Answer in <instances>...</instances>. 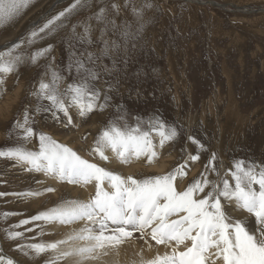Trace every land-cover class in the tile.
<instances>
[{"label":"rangeland","instance_id":"rangeland-1","mask_svg":"<svg viewBox=\"0 0 264 264\" xmlns=\"http://www.w3.org/2000/svg\"><path fill=\"white\" fill-rule=\"evenodd\" d=\"M56 1L33 0L20 17L0 28V46L15 40L18 43L35 26L42 25L74 2L64 0L55 4ZM186 1L128 0L125 7V0H105L106 4L100 6H97V0H92L90 6L75 11L68 18L66 28L25 49L32 52L52 45V51L37 65H22L16 73L4 77L3 84H0V150L20 143L16 135L11 134L13 125L22 118L26 107L31 109L35 104L31 92L44 73L46 64L52 63L67 84L76 76L75 69L71 73L67 70L74 59L73 51L76 56L82 52L99 55L104 47L100 38V29L104 25L88 18L106 6L107 18L115 19L118 27L114 29L111 24L108 25L103 39L109 41V52L97 61L100 78L95 83L102 88L111 84L110 107L83 120L73 110L74 127H64L40 116L36 118L35 127L38 130L68 146L85 160L124 177L130 173L134 178H140L135 175L141 169L150 177H155L183 164L189 154L197 151L198 145L189 140V137H194L206 151L200 152L199 161H188L186 177L176 182L178 190L199 176L212 153L222 163V172L231 168L234 159L264 163V0H200L225 4L224 9ZM112 3L122 6L123 12L120 9L117 14L111 7ZM227 4L250 12L243 15V12L232 10ZM133 7L142 9V19L133 15ZM125 21L130 26L127 39L121 36L123 28L119 27ZM82 22L92 26L91 44L81 43L72 32V26ZM33 23L36 25L28 28ZM82 32V27L76 28L77 34ZM112 41L117 47H111ZM87 66L93 67L91 64ZM119 105H123L130 124L135 123L133 117L148 120L159 116L179 131L174 142L160 149L155 163L142 158L139 164L113 165L111 160H101L92 153L101 125L115 118ZM26 147L38 150V139L33 138ZM163 161L165 164L162 166ZM125 170L128 172L125 173ZM30 172L23 164L0 158V193L7 194L0 195V254L16 264H46L54 253L25 255L17 250L18 246L41 241L55 242L61 240L65 232L55 234L43 221L15 229L12 226L71 199L68 190L63 187L66 184H59L61 193L57 199L53 196L55 190L45 191L54 188L45 186L38 173ZM25 192L41 194L33 197L15 195ZM79 197L78 200L82 201L81 195ZM6 213L15 215L6 216ZM231 214L252 225L255 223V218L243 211L233 210ZM79 224L82 222L73 227L77 226V230L84 225ZM6 229L23 232L24 238L8 239ZM33 237L36 239H31ZM150 239L146 236L144 240L156 246V242ZM65 263L68 264L66 260L61 262Z\"/></svg>","mask_w":264,"mask_h":264},{"label":"snow or ice","instance_id":"snow-or-ice-1","mask_svg":"<svg viewBox=\"0 0 264 264\" xmlns=\"http://www.w3.org/2000/svg\"><path fill=\"white\" fill-rule=\"evenodd\" d=\"M90 2L74 0L68 8L42 25L35 26L27 37L0 52V84H3L4 77L16 73L22 65H37L46 58L52 51V45L32 52L25 49L66 28L68 18L75 11L90 6ZM31 3L33 0H0V28L20 17ZM124 6H128V0H125ZM146 6L151 7L150 4ZM111 7L119 14V4L112 3ZM132 12L142 19V9L133 7ZM93 18L104 25L100 29L104 47L99 55L82 52L76 56L73 51L74 59L67 70L71 73L75 69L76 76L67 84L65 77L52 63L46 64L44 73L31 92L35 104L31 109L26 107L22 118L13 125L11 134L16 135L20 143L0 150V158L23 164L27 171L43 172L59 182L82 187L94 184L95 187L94 195L87 202L65 201L30 219L21 220L12 226L13 229L35 221L65 226L83 221L85 225L64 239L24 243L17 250L25 255L34 253L37 256L54 253L46 264H61L64 260H71L72 264H87L107 255L108 248L117 247L138 232L142 239L150 236L156 244L171 247L170 253L157 254L142 264H264V163L234 159L231 168L222 172V163L212 153L199 176L178 190L176 182L186 177L188 161H199L200 152L206 151L204 145L194 137H189V140L198 145L197 151L189 154L183 164L164 175L134 178L124 177L83 159L77 152L35 127L36 118L40 116L67 127L74 126L73 110L83 120L110 107L112 86H97L95 82L99 80L100 72L96 64L109 52V41L103 39L108 25L111 24L114 29L118 26L115 19L107 18L106 6L88 19ZM77 27H82L83 32L77 34ZM119 27L123 28L121 36L127 39L130 35L127 21ZM72 32L81 43H92L90 24L82 22L73 25ZM111 47H117L115 41L111 42ZM89 64L93 67H88ZM133 120L135 123L130 124L123 105H119L115 118L101 125L92 145V153L104 161H108L105 153L110 150L122 164L141 158L152 163L160 155L157 147L163 149L179 135L176 127L159 116L148 120L133 117ZM33 138L38 139V150L26 147ZM45 191L52 192L54 189ZM40 194L25 192L15 195L33 197ZM233 210L254 217V225L250 227L247 221L233 216ZM5 232L8 239L24 238V233L20 231L6 229ZM181 246L184 250H180ZM0 264L15 262L0 255Z\"/></svg>","mask_w":264,"mask_h":264},{"label":"bare ground","instance_id":"bare-ground-1","mask_svg":"<svg viewBox=\"0 0 264 264\" xmlns=\"http://www.w3.org/2000/svg\"><path fill=\"white\" fill-rule=\"evenodd\" d=\"M185 1V0H184ZM188 2L190 3H194V4H204L206 5L205 3H208V2H213V1H200V0H187ZM225 1V0H224ZM223 1V2H224ZM228 2V1H227ZM232 4V3H231ZM222 5H225V4H222ZM228 5V4H227ZM230 5V4H229ZM228 5V6H229ZM241 5V4H240ZM236 7V6H235ZM238 8V7H236ZM233 10V9H232ZM239 13H242L243 12V15L244 13H249L250 10H247L245 8L241 9V8H238ZM253 11V10H252ZM213 32V31H212ZM215 32V31H214ZM1 47V46H0ZM210 109V108H209ZM238 118V117H237ZM238 120V119H237ZM230 122V121H229ZM236 122V121H235ZM241 122V121H240ZM95 123V122H93ZM242 123V122H241ZM240 123V125H241ZM237 124V123H236ZM71 126V125H70ZM74 127V126H73ZM239 129V128H238ZM233 136V135H232ZM70 140V139H69ZM156 151L158 153H160V148L157 147ZM109 159L113 162V165H119L120 162L113 156L112 152L109 150V151H106L105 153ZM100 159V158H99ZM142 158L140 160H134L132 161L131 163H136V164H139L141 162ZM107 161V162H108ZM155 163V161H154ZM110 164V163H109ZM163 164H165V161H163L162 163V166ZM126 166L128 165L125 164ZM167 165V164H166ZM24 166V165H23ZM136 166V165H135ZM138 166V165H137ZM165 167V166H164ZM131 168V167H130ZM128 168V170L130 169ZM141 168V167H140ZM133 169V168H132ZM128 170H125L127 173ZM152 170H155V168H152ZM131 171H134V170H130ZM148 171V170H147ZM159 171V170H158ZM32 172V171H31ZM30 172V173H31ZM36 172V171H34ZM138 172V171H137ZM38 173V176L39 178L42 180L43 184L45 186H49V187H53L54 188V193H53V196L55 198H59L58 197V194L61 193L59 192V190L61 189L60 185L61 183H64L66 184V186L64 185L63 187L65 189L68 190V194L70 196V199L72 200H78L79 195H81V199L83 202H87L89 200V198L92 196L93 194V191L95 190V187H94V184H89L87 185L86 187H82V186H79V185H72V184H68L66 182H59L57 179H55L54 177L52 176H49V175H45L43 172H36ZM123 175V174H122ZM126 175V174H125ZM124 176V175H123ZM129 176L130 173H129ZM137 177H140V178H143V177H150L145 171H141L139 172V174L137 173V175H135ZM180 181V180H179ZM45 193V192H44ZM48 193V192H47ZM79 194V195H78ZM40 196V195H39ZM80 199V200H81ZM234 207V206H233ZM246 213V212H244ZM247 214V213H246ZM34 216V215H33ZM239 219V218H238ZM82 224L85 225V222L81 221ZM77 224V223H76ZM82 224H79V226ZM249 226L251 227L252 224L251 223H248ZM49 225V228L50 230H52L53 232H55V234H63V237L62 239H64L67 235L73 233V229H75L74 224L72 225H68V226H65V225H60L58 223H53V224H48ZM83 225V227H84ZM81 228V227H80ZM79 228V229H80ZM76 230V229H75ZM78 230V229H77ZM56 237V236H55ZM146 237H144L143 239L140 237V233L136 232V233H133V237L132 238H129L128 241H125L124 244H120L118 245L117 247L115 248H108L107 249V252L108 254L107 255H103L100 257V259L98 260H95V261H88L87 264H142V262H146V261H149L151 259H153L157 254L159 255H164L166 252L167 253H170L171 252V247L169 246H166V245H163V244H155L156 246H153L152 244H150L151 242L147 241V240H144ZM149 239V238H148ZM151 240V239H150ZM147 241V242H146ZM190 243V242H189ZM180 250H184L183 246H181V249ZM2 253V252H1ZM1 255V254H0ZM4 257V256H3ZM65 261V260H64ZM66 262L68 264H72V261L71 260H66ZM16 264V263H15ZM66 264V263H65ZM217 264H219V262H217Z\"/></svg>","mask_w":264,"mask_h":264},{"label":"water","instance_id":"water-1","mask_svg":"<svg viewBox=\"0 0 264 264\" xmlns=\"http://www.w3.org/2000/svg\"><path fill=\"white\" fill-rule=\"evenodd\" d=\"M62 1H64V0H57L55 4H59V3H61ZM183 1H184V0H183ZM186 2H188V1H186ZM55 4H54V5H55ZM198 4H199V3H198ZM200 4H201V3H200ZM205 4H208V5H211V6H214V7H218V8H222V9H224V8L226 7V5L217 4V3H215V2H208V3H205ZM54 5H53V6H54ZM230 7H231L233 10H235V11H239L238 8H236V7L232 6V5H230ZM263 11H264V10H263ZM36 23H37V22H36ZM36 23H33V24L29 25L28 28L35 26ZM15 42H16V40H15L14 42H11V43H9V44H6V45H4V46H1V47H0V50L4 49L5 47L12 46L13 44H15Z\"/></svg>","mask_w":264,"mask_h":264},{"label":"crops","instance_id":"crops-1","mask_svg":"<svg viewBox=\"0 0 264 264\" xmlns=\"http://www.w3.org/2000/svg\"><path fill=\"white\" fill-rule=\"evenodd\" d=\"M116 1H117V0H116ZM91 2H92V0H91ZM100 4H101V5L106 4L105 0H102V1H101V0H97V6H98V5L100 6ZM120 9H121V11H122V10H123V7L120 6ZM122 12H123V11H122ZM122 12H121V13H122Z\"/></svg>","mask_w":264,"mask_h":264}]
</instances>
